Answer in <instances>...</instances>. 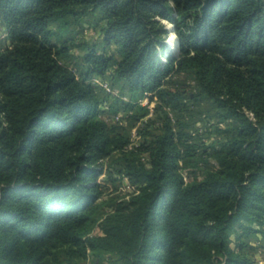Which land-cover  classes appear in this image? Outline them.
<instances>
[{"label":"trees","instance_id":"16d2710c","mask_svg":"<svg viewBox=\"0 0 264 264\" xmlns=\"http://www.w3.org/2000/svg\"><path fill=\"white\" fill-rule=\"evenodd\" d=\"M96 12L120 59L87 47L80 79L61 61L75 46L65 34ZM0 21L13 40L0 51V264H81L89 251L92 264L256 263L249 239L264 234V0H0ZM172 33L178 54L167 53ZM182 73L217 104L221 122L237 124L214 151L217 167L184 180L179 162L195 156L183 150L193 137L168 117L135 152L148 153L150 168L125 167L142 183L138 193L101 215L97 165L135 153L100 117L90 80L110 75L135 101L160 108L174 103L166 80ZM97 227L103 234L94 236Z\"/></svg>","mask_w":264,"mask_h":264},{"label":"rangeland","instance_id":"374dc122","mask_svg":"<svg viewBox=\"0 0 264 264\" xmlns=\"http://www.w3.org/2000/svg\"><path fill=\"white\" fill-rule=\"evenodd\" d=\"M159 23L166 28L170 26L166 20H160ZM104 24L103 14L96 12L85 16L80 22L74 21L69 33L65 34V39L72 40L75 46L70 54L64 56L61 61L71 68L80 79L83 78V73L86 71L83 58L87 47L97 45L99 53L108 54L109 56L114 55L120 59L116 45L107 46L103 42L102 27ZM56 27L55 23L51 25L52 29H56ZM166 37L167 35L164 34L160 39L164 40ZM12 47L11 34L0 21V51ZM90 82L95 86L102 107L105 108L102 109L103 112L100 117L107 122L111 129L115 130V133L120 132L130 137L131 144L127 148L129 152H137L138 148L146 142V137L149 141L150 136L147 133L153 130L156 131L160 125L162 126L168 120V117L176 130L184 127L192 135L193 139L189 140L183 150H193L192 153H195V156L183 158L179 162L180 173L186 182L201 180L204 178L206 171L217 167V162L213 158L214 151L219 143L228 138L224 132L237 125L231 119L225 122L220 121L217 116V104L213 100L199 95L201 88L198 82L188 74H174L166 80V87L174 92V103H170L166 107L160 106V108L158 101L150 105H148L146 99L135 101L129 90L123 88V83L113 80L110 75L105 78L93 77ZM134 103L136 106H134ZM128 104L133 108H130ZM146 106H148L147 109H141V107ZM134 115L142 119L137 121L132 118ZM249 115L254 119L252 113H249ZM133 160L142 161L147 168H150V158L147 152H140L139 154L114 153L97 165L99 169H102V173L96 178L101 193L98 201L101 205V215L112 212L115 204L128 201L141 188L142 183L133 181L125 171L128 161ZM194 163L195 167L190 166ZM102 234L101 228L97 227L92 235ZM258 235L263 236V239L261 241L262 246H254V248L259 249L258 254L255 256L258 260H255L264 263V234ZM232 240V246L235 247L236 239L234 235H232ZM89 254V257L81 264L93 263L94 254L91 251H89ZM116 257V255L105 253L104 261L105 263H114L112 261Z\"/></svg>","mask_w":264,"mask_h":264},{"label":"crops","instance_id":"0c3cea01","mask_svg":"<svg viewBox=\"0 0 264 264\" xmlns=\"http://www.w3.org/2000/svg\"><path fill=\"white\" fill-rule=\"evenodd\" d=\"M262 239H263V236H260V235H255V236H252L250 239H249V244L254 247H258V246H262ZM254 244V245H253ZM256 249V248H255ZM259 252V249H256V252H255V256L258 254ZM258 260V259H256ZM255 264H264L263 262L262 263H259V261H257Z\"/></svg>","mask_w":264,"mask_h":264},{"label":"bare ground","instance_id":"6f19581e","mask_svg":"<svg viewBox=\"0 0 264 264\" xmlns=\"http://www.w3.org/2000/svg\"><path fill=\"white\" fill-rule=\"evenodd\" d=\"M170 25V24H169ZM171 26V25H170ZM169 26V27H170ZM169 48L167 50V53L173 52L175 50V35L172 33L168 40ZM174 53V52H173Z\"/></svg>","mask_w":264,"mask_h":264},{"label":"water","instance_id":"95a60500","mask_svg":"<svg viewBox=\"0 0 264 264\" xmlns=\"http://www.w3.org/2000/svg\"><path fill=\"white\" fill-rule=\"evenodd\" d=\"M167 28L170 29L173 32V25H171L170 27L168 26ZM173 52L175 54H178V52H179V42H178V39H177L176 35H175V50Z\"/></svg>","mask_w":264,"mask_h":264}]
</instances>
